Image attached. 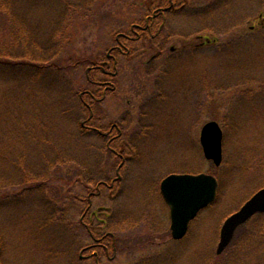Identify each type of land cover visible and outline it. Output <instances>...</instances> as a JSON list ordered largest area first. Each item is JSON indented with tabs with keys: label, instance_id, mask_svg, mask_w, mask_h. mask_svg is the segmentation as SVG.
Instances as JSON below:
<instances>
[{
	"label": "rangeland",
	"instance_id": "rangeland-1",
	"mask_svg": "<svg viewBox=\"0 0 264 264\" xmlns=\"http://www.w3.org/2000/svg\"><path fill=\"white\" fill-rule=\"evenodd\" d=\"M145 1L18 0L15 11L35 43L45 52L59 46L37 64L58 71L25 63L24 46L10 38L16 26L0 10V61H8L0 64V264H264V232L253 226L264 224V214L238 226L216 252L224 219L264 187V0H228L219 18L172 16L176 56L168 46L159 57L156 48L142 51L140 41L130 58L118 56L116 88L94 101L91 125L118 122L126 143L117 149L128 159L120 180L88 195L89 178L116 177L120 159L105 150L109 136L82 127L91 112L71 93L95 91L89 67L104 58L115 31L144 14ZM209 120L222 129L217 166L200 144ZM185 171L214 175L217 194L173 239L159 182ZM89 232L108 248L82 250L96 243Z\"/></svg>",
	"mask_w": 264,
	"mask_h": 264
},
{
	"label": "flooded vegetation",
	"instance_id": "flooded-vegetation-1",
	"mask_svg": "<svg viewBox=\"0 0 264 264\" xmlns=\"http://www.w3.org/2000/svg\"><path fill=\"white\" fill-rule=\"evenodd\" d=\"M228 0H207L203 5L201 2L197 3L196 0H146L144 2V14L139 17L138 19H134L131 21L128 30H118L115 31L114 33V42L113 44L109 47V49L106 52V56H104L103 59H100L99 64H95L91 67L93 69L94 67H97V69H101V74H103L105 77L98 76L95 78L89 79L91 83H93L96 86V89H100L102 91V95L100 97H97L95 93L96 89L94 92H89L88 90L83 91L82 93L80 92L79 98L82 100L81 103L83 107L89 108L90 110V116L87 119H84L82 121V127L83 128H90L92 130H95L96 133H99L104 136H109V139L107 140V147L110 149L112 153H114V156L120 159L117 170V175L116 177H113L111 179H105V178H100L94 182L95 184V190L89 192L88 195L92 194H97L100 192L101 188L108 187L109 189L114 185V183L121 178V173L119 172V169L121 165L128 159L127 156L123 155V153L118 150L117 148L122 146V142L119 141L120 135H122V127L118 122H114L112 126L108 129H104L103 126L100 125H91L87 124L85 122L88 121L89 119H95V113L94 110L92 109L93 106L90 105V101H85L83 98L84 95L83 93L85 92L86 94H90L92 96L91 101H100L107 92L113 91L116 88V73H117V63L119 61L118 56L119 55H125L127 58L131 57L134 55L136 49H135V43H141L140 49L145 50V49H152L156 48L157 49V54L158 57L162 55V53L167 49L171 52L169 55L176 56L177 49L170 43L171 39L174 38V36L178 35L177 30H173L171 27H169V21L172 16L177 15L178 13L180 14L184 10H188V12L196 13V15L202 17H206V19H212L217 16L219 18V15L221 13H218L217 11L221 10L219 9L221 6L227 4ZM210 26V24H208ZM212 27V26H211ZM199 37H202L201 35H198ZM207 42L210 40L207 39ZM201 43H204L202 41ZM206 43V42H205ZM199 48L198 46H194L191 48L192 50H197ZM190 49H188L189 51ZM173 52V53H172ZM141 54V53H140ZM161 54V55H160ZM168 55V59L169 58ZM152 60L144 63L143 66H147V63L151 62ZM90 68V67H89ZM108 77V78H107ZM94 105V102L93 104ZM92 109V110H91ZM89 122V121H88ZM115 129L117 132L115 133ZM114 143L111 145V143ZM126 143V142H124ZM127 145V144H126ZM115 160V159H114ZM174 173V172H170ZM159 192H160V187H159ZM160 195L162 196L161 192ZM163 198V197H162ZM84 199L80 197L79 202L82 204V201ZM89 207V206H88ZM86 209L85 211H87ZM84 216L81 215L80 217V222L81 226L84 225ZM105 223V222H104ZM87 225V224H86ZM90 233V232H89ZM92 236H94L93 232H91ZM95 238V245H88L87 247L85 246L82 247V250L87 249L91 246H97L96 248H105L107 249L108 247L105 246L104 242L102 241L103 236L100 238ZM101 239V242H99ZM95 248V249H96ZM94 255L95 260H97L98 257V251H93L92 253ZM92 254L87 255V256H82L80 255V261L84 257H90ZM99 264V263H98Z\"/></svg>",
	"mask_w": 264,
	"mask_h": 264
},
{
	"label": "water",
	"instance_id": "water-1",
	"mask_svg": "<svg viewBox=\"0 0 264 264\" xmlns=\"http://www.w3.org/2000/svg\"><path fill=\"white\" fill-rule=\"evenodd\" d=\"M200 144L204 156L215 165L221 162V129L215 120L203 124ZM217 180L209 173H171L160 182V191L169 207L171 236L182 238L191 219L216 196ZM264 212V187L255 191L221 224L216 252L220 253L233 237L235 229L253 214ZM1 250V244H0Z\"/></svg>",
	"mask_w": 264,
	"mask_h": 264
},
{
	"label": "trees",
	"instance_id": "trees-1",
	"mask_svg": "<svg viewBox=\"0 0 264 264\" xmlns=\"http://www.w3.org/2000/svg\"><path fill=\"white\" fill-rule=\"evenodd\" d=\"M18 3V0H0V10H2L3 12L6 11V15L11 17L12 18V21L13 23L15 24L16 26V30H9V33L11 34L10 35V38L13 40V45H23V56H27L30 61L28 62H25L29 65V67L34 70V72H41L42 70H46L48 67H51L52 69H55L58 71V69H56L57 67L55 66V64H46V65H38L37 62L38 60H40V57H43L44 53L48 54L49 56L50 55H56L57 53V48L59 47H54L53 49H46V52H45V49L41 46V44L39 43H35V39L33 38L34 36V33L32 31V28L31 26L27 23V20L25 19V17L21 14H19L18 12L15 11V8L14 6ZM52 39V38H51ZM58 38H54L55 40V43H58L57 41ZM51 46H53V43H51ZM4 51V54L8 57H14V52H13V47H7V48H4L3 49ZM51 52V54H50ZM104 56H106V54H104ZM8 61H0V64H6ZM12 63V66H15V62H11ZM100 63V60H97L94 62L93 65L95 64H99ZM91 69V67H90ZM93 69H95L94 71L91 69V76L92 78H95L97 77L98 75V72L101 71V69H97V67H94ZM32 71V74L34 73ZM97 73V74H96ZM101 73V72H100ZM73 88L70 89V91L72 90ZM81 91V87H78L75 91H73L71 94L75 95V96H78L77 98H79V93ZM99 91H101L100 89H96V92L97 94H99ZM85 96H88V99L90 101V105L93 106V102L94 101H91L92 100V96L89 94L85 95ZM78 100V99H77ZM79 104V102H78ZM80 106V105H79ZM84 110L86 111L87 113V108L84 107ZM89 123L92 124V121L93 119H89ZM108 147H105V150L107 149ZM93 179V178H92ZM96 180L93 179L91 180V178H89V181L88 182H95ZM261 214H264V212L262 213H257L255 215H258L260 216ZM253 215V216H255ZM252 216V217H253ZM258 216L254 217V220H256L258 218ZM256 224H253V226L255 225V229L256 231L258 232H264V224L262 225H259L258 224V220L255 221ZM256 233V232H255ZM257 237H260L258 233H256V236H255V239H258ZM262 240H260L259 242H261ZM263 242V241H262ZM151 259V258H150Z\"/></svg>",
	"mask_w": 264,
	"mask_h": 264
}]
</instances>
